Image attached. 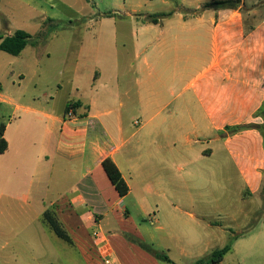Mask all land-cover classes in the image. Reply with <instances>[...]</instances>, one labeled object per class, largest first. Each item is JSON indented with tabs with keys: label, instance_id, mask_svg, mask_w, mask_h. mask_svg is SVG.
Listing matches in <instances>:
<instances>
[{
	"label": "crops",
	"instance_id": "1",
	"mask_svg": "<svg viewBox=\"0 0 264 264\" xmlns=\"http://www.w3.org/2000/svg\"><path fill=\"white\" fill-rule=\"evenodd\" d=\"M56 1L69 9L94 0ZM222 1L231 0H121L112 12L98 15L92 38L65 35L64 50L107 60L110 84L126 87L127 99H135L144 116L134 123L133 135L157 138L155 149L117 145L114 135L122 140L123 124L117 117L114 131V122L95 113L100 106L95 99H64L55 107L39 99L17 103L2 96L0 82V107L12 109L9 121L0 123L7 144L0 153V264H162L149 250H163L154 248L153 236L151 244L145 242L123 205L126 196L108 180L105 158L128 187L125 175L143 177L145 191L171 219L187 215L193 229L216 232L223 247L230 230L243 231L263 207L264 141L255 129H230L264 123L254 117L264 102V0L204 7ZM37 2L0 0V33L8 22L6 6L19 9L16 4L47 21H62ZM148 15L162 17L144 22ZM76 16L81 22L83 16ZM103 78L101 70L93 75L96 82ZM70 101L81 106L66 121ZM45 212L70 243L54 234ZM153 224L165 232L157 219ZM94 226L101 231L97 242L88 232Z\"/></svg>",
	"mask_w": 264,
	"mask_h": 264
},
{
	"label": "rangeland",
	"instance_id": "2",
	"mask_svg": "<svg viewBox=\"0 0 264 264\" xmlns=\"http://www.w3.org/2000/svg\"><path fill=\"white\" fill-rule=\"evenodd\" d=\"M37 3L47 5V11L60 14L62 21L50 23L46 17L24 4H16L19 9L6 6L5 21L8 22L1 25L0 36L7 32L23 30L31 34L36 45H28L19 56L0 51L2 96L5 99H16L17 103H20L19 99H39L42 105H46L48 101L52 107L64 99H80L82 102L95 99L100 102L95 113L101 114V118L110 125L114 122V131L115 119L120 118L123 124L122 140L118 139L121 138L119 135L118 138L114 136L116 144L121 145L122 149L139 146L147 149L157 148L159 141L152 135H133L138 128L134 123L144 122V116L138 111L135 99H127L126 87L118 88L110 84L109 65L105 64L107 60L99 57V61H96L98 57L90 53L78 55L75 48L64 50L65 35H73L76 38L85 34L86 37L92 38L98 29L95 24L98 15L112 12L114 5L121 4V0H94L86 6H74L69 9L62 7L56 0H38ZM76 13L83 16L81 22L77 20ZM90 19L93 21L90 22ZM100 70L104 71V78L96 82L93 75ZM151 112H154L153 107ZM11 114L12 109L0 107V123L6 124ZM125 176L130 192L123 199V205L133 221L140 226L145 242L151 244L150 237L155 238L152 243L155 244L153 246L156 250H163L160 252L179 264H188L192 262L191 258H201L204 252L223 247L216 232L213 236L210 231L200 232L193 229L187 215L179 214V218L171 219L167 214L168 209L163 208L161 201L145 191L146 179ZM155 219L165 232L154 229ZM252 225L254 227L250 229ZM242 230L241 233H245L233 243L232 250L224 256L221 264H264V206L254 212ZM88 232L90 233L91 229ZM226 233L228 234V231ZM203 234L207 236L203 237ZM229 234H234V231L230 230ZM162 245L167 246L169 252L164 247L160 249ZM183 254L188 258H184Z\"/></svg>",
	"mask_w": 264,
	"mask_h": 264
},
{
	"label": "trees",
	"instance_id": "3",
	"mask_svg": "<svg viewBox=\"0 0 264 264\" xmlns=\"http://www.w3.org/2000/svg\"><path fill=\"white\" fill-rule=\"evenodd\" d=\"M239 1L240 0L216 2L205 5L204 7H209V6L229 7L235 5ZM161 17L162 15H148L144 18V22L157 23ZM48 22L51 23L52 21L49 20ZM0 40H1L0 51L12 56L20 55V53L28 45H36V41H34L33 37L29 33L23 30H16L11 35L0 38ZM0 91H1V85H0ZM70 106L73 107V109L79 108L81 106V103H79L78 101H74V102L70 101L68 103L67 109ZM85 108L87 109V107ZM254 117L260 118L264 122V102L261 108L255 113ZM247 129L257 130L262 135L264 141V123L263 124L251 123L248 125L237 126L230 130L233 133H237ZM6 148H7V144L3 138V126H0V153H3L6 150ZM101 165L108 180L110 181L111 185L114 187L118 195L121 198L127 196L129 193V187L125 182V180L123 179L115 163L110 158H105L101 162ZM259 195L264 206V180ZM43 219L49 225V227L52 229V231L58 238L70 243V238L68 237V235L65 233V231L62 229V227L54 217H52L48 212H45L43 215ZM253 227L254 225H252L250 229ZM244 233L238 235L232 234L227 245H225L221 249L214 250L205 259H201L197 261L196 264H221L224 256L231 251L233 242L236 241L238 238H240ZM149 252L159 261L166 262L168 264H174L163 253L154 252L152 250H149Z\"/></svg>",
	"mask_w": 264,
	"mask_h": 264
},
{
	"label": "built area",
	"instance_id": "4",
	"mask_svg": "<svg viewBox=\"0 0 264 264\" xmlns=\"http://www.w3.org/2000/svg\"><path fill=\"white\" fill-rule=\"evenodd\" d=\"M74 118H75V112L73 107L70 106L68 107V109H66L65 119L66 121H70L73 120ZM91 237L94 242H97L101 237V231L95 226L91 229ZM106 264H110V262L106 261Z\"/></svg>",
	"mask_w": 264,
	"mask_h": 264
}]
</instances>
